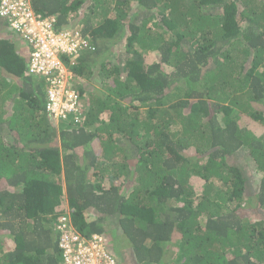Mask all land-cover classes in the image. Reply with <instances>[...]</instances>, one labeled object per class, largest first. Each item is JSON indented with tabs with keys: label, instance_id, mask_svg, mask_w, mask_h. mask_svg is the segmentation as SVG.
I'll list each match as a JSON object with an SVG mask.
<instances>
[{
	"label": "trees",
	"instance_id": "obj_1",
	"mask_svg": "<svg viewBox=\"0 0 264 264\" xmlns=\"http://www.w3.org/2000/svg\"><path fill=\"white\" fill-rule=\"evenodd\" d=\"M30 2L94 50L57 122L0 16V264H63L64 216L118 264H264V0Z\"/></svg>",
	"mask_w": 264,
	"mask_h": 264
},
{
	"label": "built area",
	"instance_id": "obj_2",
	"mask_svg": "<svg viewBox=\"0 0 264 264\" xmlns=\"http://www.w3.org/2000/svg\"><path fill=\"white\" fill-rule=\"evenodd\" d=\"M0 16L8 18L11 30L29 44L28 74L45 80L46 111L57 122L73 119L81 122L82 100L73 88L72 70L83 50H94L79 30L54 32L55 19L37 15L30 0H1ZM60 249L63 264H118L103 235L79 233L66 216L59 220Z\"/></svg>",
	"mask_w": 264,
	"mask_h": 264
},
{
	"label": "rangeland",
	"instance_id": "obj_3",
	"mask_svg": "<svg viewBox=\"0 0 264 264\" xmlns=\"http://www.w3.org/2000/svg\"><path fill=\"white\" fill-rule=\"evenodd\" d=\"M88 14V10L87 9H83L81 12H80V17L81 18H83L84 17V15H87ZM83 24H81V26H82ZM119 48V47H118ZM120 52V50H118V53ZM123 53V52H122ZM120 58V60H121V62H122V58L121 57H119ZM120 62V63H121ZM90 84L91 85H93L94 87H95V85L96 86H101V79L99 80V77H98V75H97V73H95V75H94V77L92 78V81H90ZM88 98V97H87ZM242 121H244L243 119H242ZM232 162V161H231ZM233 162H236V163H238L239 161H237V160H233ZM243 162V161H242ZM194 181H197L196 179H194ZM68 208V204L66 203V205L65 206H63V209H67ZM9 246H11V243L9 244ZM122 247V246H121ZM132 248V247H131ZM115 250V249H114ZM119 251V250H118ZM120 252V251H119ZM118 255V257L120 258V256H123V257H125V255H126V251L125 250H123L122 252H120L119 254H117ZM121 259V258H120ZM128 264H137V262L135 261V257H132L131 259H130V261L128 262Z\"/></svg>",
	"mask_w": 264,
	"mask_h": 264
}]
</instances>
